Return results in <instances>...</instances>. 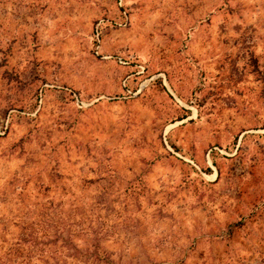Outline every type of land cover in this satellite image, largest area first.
Returning <instances> with one entry per match:
<instances>
[{"label":"rangeland","instance_id":"rangeland-1","mask_svg":"<svg viewBox=\"0 0 264 264\" xmlns=\"http://www.w3.org/2000/svg\"><path fill=\"white\" fill-rule=\"evenodd\" d=\"M5 257L264 264V0H0Z\"/></svg>","mask_w":264,"mask_h":264},{"label":"trees","instance_id":"trees-1","mask_svg":"<svg viewBox=\"0 0 264 264\" xmlns=\"http://www.w3.org/2000/svg\"><path fill=\"white\" fill-rule=\"evenodd\" d=\"M58 231H59V229H56V235H57V233H58ZM48 234L46 233V236H47ZM30 236H31V238H33L34 239V241L35 240H37L38 242H34L33 243V246L35 247V246H44V245H46V246H49L50 245V243H56L57 241V239H58V236H57V239H54V240H51L50 238H47L48 240H46V238H45V240H43V241H39L37 238H39L40 236H38V234H34L33 232H31L30 233ZM68 237V236H67ZM67 237H65V238H62L63 239V241L67 244V242H69V238H67ZM41 238H44V237H41ZM24 243H27V241H24ZM11 247V246H10ZM2 249H3V246H2ZM17 250V249H16ZM14 251L12 254H11V256L12 257H17V256H19V257H21L22 255H20V252H17V251ZM12 251V250H11ZM10 251V252H11ZM7 257V256H6ZM0 258V261H2V262H0V264H9L8 262H10L11 264H28V263H31L32 262V260L33 259H30V261L29 262H27V263H25L23 260H19V261H14V262H12L11 261V259L9 260V258ZM29 257H30V255H29ZM36 259H44L43 257L41 258V257H39V258H37L36 257ZM45 262H47L46 260H45Z\"/></svg>","mask_w":264,"mask_h":264}]
</instances>
